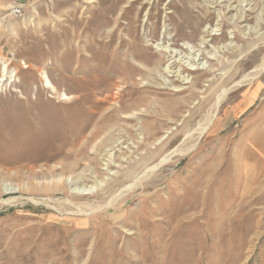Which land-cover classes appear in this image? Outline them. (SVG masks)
I'll list each match as a JSON object with an SVG mask.
<instances>
[{
    "label": "rangeland",
    "instance_id": "obj_1",
    "mask_svg": "<svg viewBox=\"0 0 264 264\" xmlns=\"http://www.w3.org/2000/svg\"><path fill=\"white\" fill-rule=\"evenodd\" d=\"M263 62L264 0H0V264H264Z\"/></svg>",
    "mask_w": 264,
    "mask_h": 264
},
{
    "label": "bare ground",
    "instance_id": "obj_2",
    "mask_svg": "<svg viewBox=\"0 0 264 264\" xmlns=\"http://www.w3.org/2000/svg\"><path fill=\"white\" fill-rule=\"evenodd\" d=\"M264 72V62L261 63V65H259L258 67L253 68L249 73L245 74L244 76H242L240 78V80L238 82H236V86H240V84H242L243 82H249L251 83L252 81L256 80L262 73ZM225 93L223 92L222 95L218 96L215 104H214V109H216L218 107V105L220 104V102L222 101V98ZM216 113H212L211 117L207 120L206 124L199 130H197V132L199 131L198 135L200 138L205 132H207L212 124V120L215 117ZM195 144V143H194ZM159 165V164H158ZM151 172V171H150ZM56 183L58 185L64 186L65 185V181H62V178H58ZM133 187H128V189H131ZM76 194H83V195H89L92 192H86L84 190H76L75 191ZM111 204V202H109L107 205Z\"/></svg>",
    "mask_w": 264,
    "mask_h": 264
}]
</instances>
